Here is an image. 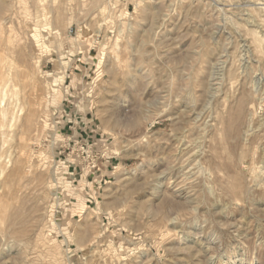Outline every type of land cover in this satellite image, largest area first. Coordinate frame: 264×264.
I'll return each instance as SVG.
<instances>
[{
	"label": "rangeland",
	"instance_id": "374dc122",
	"mask_svg": "<svg viewBox=\"0 0 264 264\" xmlns=\"http://www.w3.org/2000/svg\"><path fill=\"white\" fill-rule=\"evenodd\" d=\"M0 264H264V0H0Z\"/></svg>",
	"mask_w": 264,
	"mask_h": 264
}]
</instances>
